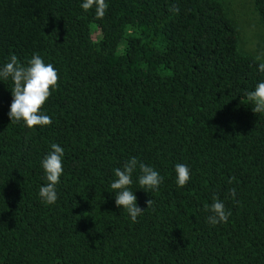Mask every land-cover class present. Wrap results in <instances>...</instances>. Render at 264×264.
Returning a JSON list of instances; mask_svg holds the SVG:
<instances>
[{"label": "trees", "instance_id": "trees-1", "mask_svg": "<svg viewBox=\"0 0 264 264\" xmlns=\"http://www.w3.org/2000/svg\"><path fill=\"white\" fill-rule=\"evenodd\" d=\"M83 2L0 0V67L36 53L59 76L41 108L51 123L32 128L10 121L0 81V264H264V113L246 96L264 72L222 2L106 0L103 19ZM52 143L64 171L46 204ZM133 156L164 178L142 189L132 173L136 222L110 187ZM214 197L226 223L207 220Z\"/></svg>", "mask_w": 264, "mask_h": 264}, {"label": "clouds", "instance_id": "clouds-1", "mask_svg": "<svg viewBox=\"0 0 264 264\" xmlns=\"http://www.w3.org/2000/svg\"><path fill=\"white\" fill-rule=\"evenodd\" d=\"M87 12L93 7L97 19H103L108 3L106 0H84L80 5ZM178 12L179 9L173 8ZM260 72H264V56H258ZM11 79L12 102L10 104L8 116L10 121H23L29 128L34 126H46L51 123L50 116L41 112V108L51 96L52 90L58 85V72L51 63H45L44 59L33 53L27 64H21L15 55H11L8 62L0 67V81ZM247 100L253 103V113H264V81L256 84L255 89L246 93ZM51 151L42 159L41 167L44 170L47 183L40 187L39 196L46 204H54L58 199L56 185L60 182V177L64 171L62 157L64 149L56 143L51 144ZM140 170L138 183L142 189L158 190L163 181V177L157 170L140 162L135 156L131 157L123 166V169L116 168L117 177L110 185L116 190L115 205L123 207L132 222H136L137 217L142 214V208L137 206V197L130 190L133 183L132 173ZM176 183L183 187L191 179V172L187 165L177 163L175 165ZM231 183V179L229 180ZM235 188L230 189V195L235 196ZM152 203L149 199L146 204ZM206 210L211 214L207 217L210 224L226 223L231 215L230 210L225 208L223 201L213 198L211 205H206Z\"/></svg>", "mask_w": 264, "mask_h": 264}, {"label": "rangeland", "instance_id": "rangeland-1", "mask_svg": "<svg viewBox=\"0 0 264 264\" xmlns=\"http://www.w3.org/2000/svg\"><path fill=\"white\" fill-rule=\"evenodd\" d=\"M236 29L238 48L254 57L264 56V24L253 0H220ZM262 62V61H261Z\"/></svg>", "mask_w": 264, "mask_h": 264}]
</instances>
